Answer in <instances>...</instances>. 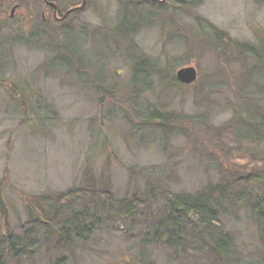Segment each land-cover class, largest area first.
<instances>
[{
  "label": "rangeland",
  "instance_id": "rangeland-1",
  "mask_svg": "<svg viewBox=\"0 0 264 264\" xmlns=\"http://www.w3.org/2000/svg\"><path fill=\"white\" fill-rule=\"evenodd\" d=\"M124 4L87 0L85 8L61 27L68 34L49 39L54 30L49 32L45 48L26 45L31 30L21 29L19 13L11 19V7L0 4V50L10 62V68H0L1 234L6 228L23 233L25 200L30 195L81 188L89 173L98 191L109 189L115 199H121L132 192L128 190L131 168L155 172L174 193H193L216 181L218 169L242 175L251 171V165H260L237 152L226 158L209 139L202 118L194 120L205 115L209 125H223L235 115H245L250 100V109L256 107L264 114V0L176 3L180 6L166 2L155 12L143 6L141 11L152 9L155 18L133 19L142 28L132 38L139 49L128 46L131 53L159 60L158 69L170 61L173 65L164 70L171 81L180 68L189 66L197 69L198 78L176 89L169 79L158 77L167 84L164 88L153 77L150 81L158 87L146 90L143 85L136 98L130 86L131 60L119 51L98 72L96 66L87 70L68 59L51 63L57 53L62 54L64 44L86 55L107 51L102 35L90 40L91 30L117 25ZM138 63L142 66V60ZM85 73L92 74L91 88ZM22 98L35 100L27 114L16 102ZM147 102L168 114L165 126L157 121L142 124L136 118L132 104ZM260 150L264 154V141ZM169 166L170 173L165 174ZM255 218L245 210L221 217L234 240L231 264H264V229ZM142 227L104 218L84 243L56 248L54 240L48 246L43 242L31 259L10 264H220L208 246H203L199 257L191 247L185 256L181 250L175 253L150 242L147 253L138 258L141 237L136 234Z\"/></svg>",
  "mask_w": 264,
  "mask_h": 264
},
{
  "label": "trees",
  "instance_id": "trees-1",
  "mask_svg": "<svg viewBox=\"0 0 264 264\" xmlns=\"http://www.w3.org/2000/svg\"><path fill=\"white\" fill-rule=\"evenodd\" d=\"M122 1L125 2V8L117 25L96 26L91 30L90 40L94 35H102L105 41L102 39L100 41L107 51L94 50L93 54L86 55L83 50L70 48L64 44L63 47L60 46L62 56L57 53V58H51V63L57 65L61 64L60 59H68L75 64L80 62V65L83 64L87 70H90V66H96L98 72L102 68L105 70L108 60L119 51L131 60L130 86L135 88L137 93L133 92L136 93L134 96L136 98L138 93L144 91V88H140L143 85L146 90H154L158 87L150 81V78L154 80L153 77H159L163 81L168 80L164 69H168L173 64L167 61L164 69H158L159 60L153 62L150 57L144 56L145 53L138 54V57L131 53L128 46H132L134 50L139 49L132 38L142 28L139 22L133 19L140 20L145 15V19L153 21L154 12L165 8V5L158 8L145 0ZM201 1L169 0L167 2L176 6L182 2L197 5ZM5 5L8 7L7 3ZM146 5L150 6L154 12L152 9H146V13H143L141 9ZM186 6L187 4H184L182 7ZM177 26L179 27L178 23ZM51 31L53 34L49 33ZM48 33L49 39H57L59 35L68 34L66 30H61V27L49 29ZM27 39L33 42L29 41L26 45L34 44L41 48H45L49 40L48 38L44 40L41 34L32 33ZM2 55L5 54L0 50V68L4 66L10 68L8 65L10 62L3 59ZM138 59L142 60V66L138 63ZM99 63H102V66ZM85 74L89 77L88 85L91 88L92 74ZM97 75L100 74L97 73ZM160 79L159 86L167 88V84L161 83ZM169 83L176 89L181 87L175 76ZM110 89L105 88V91L113 94ZM19 91L22 96V91L20 89ZM250 101L245 108V115H235L223 125H209L206 123L205 115L194 120L197 122L202 118L201 121L206 126L205 132L209 139L211 138L216 142H214L215 145L221 147L226 158L232 157L233 153L237 152L240 156L242 154L249 156L252 161H260V165H251L252 169L248 173L240 175L234 170L220 171L218 169L217 180L210 181L198 191L174 193L167 189L168 186L163 178H159L155 172L145 171L146 168H131L128 190L132 192L121 199H115L109 189L98 191L93 184L92 175L86 174L85 184L81 188L58 194L30 195L26 198L27 222L22 227L23 233H14L9 228H6L5 233H0V264H10L13 260L31 259L43 242L48 246L54 240L56 248L84 243L100 229L104 218L112 219V221H128L132 228L143 226V231L136 234V237H141L138 243L141 254L138 258L147 253L145 249L148 244L154 243L170 248L175 253L181 250L182 253H186L185 256L191 247L193 254L199 257L202 256L203 246H208L209 253L218 255L220 264L233 263L234 240L224 230L221 217L235 214L238 210H245L251 217L255 215V223L264 229V154L260 150L264 141V114L256 107L251 110ZM16 102L23 114H27L35 100L32 99L29 102L22 98ZM150 106L148 102L140 103V105L132 104L136 118L142 124L151 125L157 121L165 126L168 114L161 108ZM258 166L260 169L254 168ZM169 169L170 166L163 172L169 174ZM1 204L2 201H0Z\"/></svg>",
  "mask_w": 264,
  "mask_h": 264
},
{
  "label": "flooded vegetation",
  "instance_id": "flooded-vegetation-1",
  "mask_svg": "<svg viewBox=\"0 0 264 264\" xmlns=\"http://www.w3.org/2000/svg\"><path fill=\"white\" fill-rule=\"evenodd\" d=\"M82 0H0V4L11 7L10 18L20 15L21 29L26 26L30 33L41 34L43 39L48 37L49 28L67 25L79 11ZM155 6H162L169 0H145ZM185 1V0H181ZM87 2V0H86ZM15 10L13 11V9ZM45 40V39H44Z\"/></svg>",
  "mask_w": 264,
  "mask_h": 264
},
{
  "label": "water",
  "instance_id": "water-1",
  "mask_svg": "<svg viewBox=\"0 0 264 264\" xmlns=\"http://www.w3.org/2000/svg\"><path fill=\"white\" fill-rule=\"evenodd\" d=\"M86 5V0H83L82 5L80 6V9L84 8ZM15 8L13 9V11ZM198 78V72L195 67L189 66V67H183L180 68L176 72V79L179 83L189 86L196 82Z\"/></svg>",
  "mask_w": 264,
  "mask_h": 264
}]
</instances>
